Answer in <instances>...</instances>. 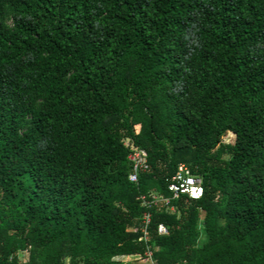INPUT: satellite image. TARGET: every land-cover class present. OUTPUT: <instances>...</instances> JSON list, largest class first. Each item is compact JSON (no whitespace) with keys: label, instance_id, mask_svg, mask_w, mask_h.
Returning a JSON list of instances; mask_svg holds the SVG:
<instances>
[{"label":"trees","instance_id":"16d2710c","mask_svg":"<svg viewBox=\"0 0 264 264\" xmlns=\"http://www.w3.org/2000/svg\"><path fill=\"white\" fill-rule=\"evenodd\" d=\"M182 163L204 193L152 207L145 242L141 197ZM147 243L158 264H264V0H0V264Z\"/></svg>","mask_w":264,"mask_h":264},{"label":"built area","instance_id":"2783aa9c","mask_svg":"<svg viewBox=\"0 0 264 264\" xmlns=\"http://www.w3.org/2000/svg\"><path fill=\"white\" fill-rule=\"evenodd\" d=\"M128 159L131 162V172L129 174V180L137 182L141 172L148 169V154L144 148L136 145H130V152ZM167 188L171 193L169 197H164L160 194L142 195V205L145 207V211L142 214L141 220V233L140 239L148 242L149 240V227L151 225V208L163 203L166 207L174 210V206L171 204L173 200L185 195L191 199H199L204 193V186L202 178L194 175L190 168L186 164H180L176 172L168 180ZM158 234H168L169 230L167 226L160 223L157 227ZM138 264H158L154 257V247L147 243V249L142 258L136 260Z\"/></svg>","mask_w":264,"mask_h":264},{"label":"rangeland","instance_id":"374dc122","mask_svg":"<svg viewBox=\"0 0 264 264\" xmlns=\"http://www.w3.org/2000/svg\"><path fill=\"white\" fill-rule=\"evenodd\" d=\"M223 140L225 142H234L235 140V134L233 132H228L224 137H223ZM203 239H205V236L203 237ZM22 257L24 258L25 257V254H22ZM134 261V260H133ZM137 263V261H136ZM123 264V263H121Z\"/></svg>","mask_w":264,"mask_h":264},{"label":"crops","instance_id":"0c3cea01","mask_svg":"<svg viewBox=\"0 0 264 264\" xmlns=\"http://www.w3.org/2000/svg\"><path fill=\"white\" fill-rule=\"evenodd\" d=\"M126 264H138V263H136V261H131V262L126 263Z\"/></svg>","mask_w":264,"mask_h":264}]
</instances>
